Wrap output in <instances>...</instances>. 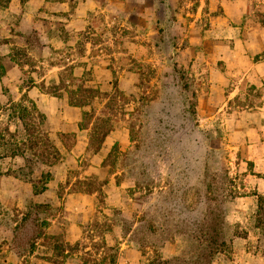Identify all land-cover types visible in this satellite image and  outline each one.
Wrapping results in <instances>:
<instances>
[{
    "label": "rangeland",
    "instance_id": "rangeland-1",
    "mask_svg": "<svg viewBox=\"0 0 264 264\" xmlns=\"http://www.w3.org/2000/svg\"><path fill=\"white\" fill-rule=\"evenodd\" d=\"M0 62V264H264V0H10Z\"/></svg>",
    "mask_w": 264,
    "mask_h": 264
},
{
    "label": "trees",
    "instance_id": "trees-1",
    "mask_svg": "<svg viewBox=\"0 0 264 264\" xmlns=\"http://www.w3.org/2000/svg\"><path fill=\"white\" fill-rule=\"evenodd\" d=\"M9 1L10 0H0V6L6 7ZM3 74H4V66L0 62V76H2ZM83 91L91 92L89 88H86ZM86 114L87 113H85V115ZM18 117L22 121L26 135H28V142H30L31 144L30 147H33V145L36 143L35 141L31 140L33 138L32 135H34V128L30 124L27 123V121L25 120V116L23 114L19 115ZM109 131H110V128L108 127L101 131L98 128H94L91 142H90V146H94V152L98 151L100 144L102 143V141L104 140L105 136L108 134ZM49 146H50L49 150L54 153L51 157H55V155L58 154V150L54 148L52 145H49ZM263 198L264 196H259L258 200L261 201V199ZM203 240L206 243V246L207 248H209V250L207 253H202L201 257L205 258L204 264H212L211 258L216 252L220 250L221 247L225 246V241L220 238L219 232H217V234L214 235V233L212 234L211 231H206L203 233ZM53 249L59 255V253H61L64 248L62 244H57V245H54ZM155 258L157 260V263H155L153 259H150L148 264H173L174 262L173 260H169V259H161L159 255H156ZM175 260L177 261V259ZM52 262L53 264H58V262H56L55 260H53ZM108 262L109 264H113L115 262V258L111 256Z\"/></svg>",
    "mask_w": 264,
    "mask_h": 264
}]
</instances>
